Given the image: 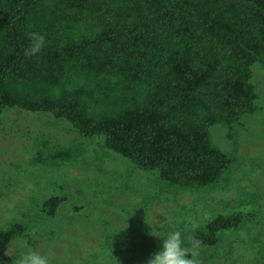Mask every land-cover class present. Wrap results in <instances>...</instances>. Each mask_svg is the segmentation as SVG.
<instances>
[{
  "label": "trees",
  "instance_id": "obj_1",
  "mask_svg": "<svg viewBox=\"0 0 264 264\" xmlns=\"http://www.w3.org/2000/svg\"><path fill=\"white\" fill-rule=\"evenodd\" d=\"M32 31L46 47L26 58ZM258 63L264 0H0V116L18 108L66 121L83 139L101 138L137 169L157 173L164 193L221 180L232 159L209 129L223 125L232 135L257 111ZM74 157L47 137L35 140L38 165ZM242 226L239 214L219 216L187 237L201 240L207 264L220 234ZM24 232L13 224L6 235Z\"/></svg>",
  "mask_w": 264,
  "mask_h": 264
},
{
  "label": "rangeland",
  "instance_id": "obj_2",
  "mask_svg": "<svg viewBox=\"0 0 264 264\" xmlns=\"http://www.w3.org/2000/svg\"><path fill=\"white\" fill-rule=\"evenodd\" d=\"M252 71L257 111L232 135L223 125L210 127L212 143L232 164L217 184L196 191L164 193L157 173L137 169L103 139H83L51 114L6 109L0 116V261L11 264L23 242L55 264H147L160 247L149 225L187 237L219 216L239 214L243 226L220 234L207 264H264V65ZM42 136L75 152L74 159L35 163V140ZM53 199L49 215L44 206ZM13 224L24 226L22 236L7 237Z\"/></svg>",
  "mask_w": 264,
  "mask_h": 264
},
{
  "label": "clouds",
  "instance_id": "obj_3",
  "mask_svg": "<svg viewBox=\"0 0 264 264\" xmlns=\"http://www.w3.org/2000/svg\"><path fill=\"white\" fill-rule=\"evenodd\" d=\"M29 46L24 49V56L36 57L46 47V38L43 34L32 31L27 33ZM151 236L160 241V247L150 253L147 264H202L199 259V250L202 242L195 236L183 237L179 230H165L162 227L149 225ZM159 227L160 230H157ZM21 251L12 258L11 264H55L54 258L47 253H38L29 245L21 242ZM0 264H4L0 261Z\"/></svg>",
  "mask_w": 264,
  "mask_h": 264
}]
</instances>
